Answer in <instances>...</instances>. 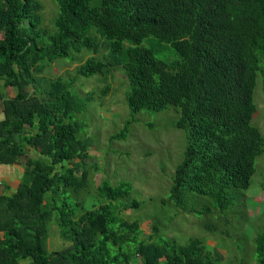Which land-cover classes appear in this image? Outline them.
I'll return each instance as SVG.
<instances>
[{
  "label": "trees",
  "instance_id": "1",
  "mask_svg": "<svg viewBox=\"0 0 264 264\" xmlns=\"http://www.w3.org/2000/svg\"><path fill=\"white\" fill-rule=\"evenodd\" d=\"M55 1L53 28L43 31L40 0H0V79L15 91L0 120V164L26 165L16 191H0V264L221 262L200 237L154 240L162 233L158 220L146 233L143 219L127 217L125 210L143 203L130 181L113 185L105 178L94 186L86 162L91 145L79 137V114L87 113L94 92L73 94L68 79L44 71L87 50L92 55L78 74L121 68L133 115L177 107L187 145L163 202L209 216V229L228 225L224 211L251 186L264 152V133L253 122L259 82L264 95V0ZM152 40L181 58L162 57L166 48L144 44ZM137 120L110 139H125ZM52 221L70 241L63 249L47 247ZM255 243L256 261L264 264V230Z\"/></svg>",
  "mask_w": 264,
  "mask_h": 264
},
{
  "label": "rangeland",
  "instance_id": "2",
  "mask_svg": "<svg viewBox=\"0 0 264 264\" xmlns=\"http://www.w3.org/2000/svg\"><path fill=\"white\" fill-rule=\"evenodd\" d=\"M40 1L43 17L41 28L43 31L52 29L58 4L55 0ZM42 35V43H46L48 35ZM144 44L166 48L164 54H160L162 57L171 60L181 58L175 48L166 43L152 40L145 41ZM85 51L87 50L75 57L56 59L48 64L44 74L47 78L61 76L68 79L73 94L85 97L94 92L87 113H78L82 119L79 137L88 140L91 145L86 162L94 186L105 178L113 185L123 180L130 181L133 184L132 195L143 203L140 207L125 210V214L130 219H143L142 227L146 233L155 230L153 223L158 220L162 233H158L154 240L175 238L180 244H184L191 237L197 236L210 244L209 248L217 251V255L223 257L217 264H258L255 241L257 235L264 230V152L257 158V171L253 175L251 186L248 190L241 191L235 205L224 211L229 224L224 223L223 226V223H214L209 229L206 226V222L211 223L209 216H195L183 212L171 201L163 202L168 199L175 169L183 160L187 145L186 131L176 126L179 118L177 107L171 105L159 111L145 109L133 115L126 98L131 88L130 83L121 68H113V75L110 73L107 76L78 74L77 69L81 63L92 55ZM102 52L105 54V49ZM108 86L109 92L102 93L101 90ZM259 88L262 89L260 82L255 89L258 109L253 122L264 133V95L259 93ZM86 106L89 105L86 103ZM132 117L138 120L133 125L131 134L119 141L111 140L110 136L124 127ZM91 189L95 191V187ZM68 244L70 245V241L61 237L60 227L52 221L47 237L49 250L63 249Z\"/></svg>",
  "mask_w": 264,
  "mask_h": 264
},
{
  "label": "crops",
  "instance_id": "3",
  "mask_svg": "<svg viewBox=\"0 0 264 264\" xmlns=\"http://www.w3.org/2000/svg\"><path fill=\"white\" fill-rule=\"evenodd\" d=\"M13 95H15L14 89L10 86H4L3 80L0 79V120L5 117L4 101ZM25 168L26 165L23 163H1L0 172L3 183L0 186V191L7 194L14 193L24 178Z\"/></svg>",
  "mask_w": 264,
  "mask_h": 264
},
{
  "label": "built area",
  "instance_id": "4",
  "mask_svg": "<svg viewBox=\"0 0 264 264\" xmlns=\"http://www.w3.org/2000/svg\"><path fill=\"white\" fill-rule=\"evenodd\" d=\"M0 183H1V174H0Z\"/></svg>",
  "mask_w": 264,
  "mask_h": 264
}]
</instances>
